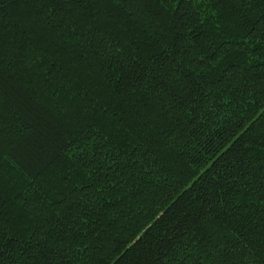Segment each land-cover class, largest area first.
<instances>
[{
	"label": "trees",
	"instance_id": "obj_1",
	"mask_svg": "<svg viewBox=\"0 0 264 264\" xmlns=\"http://www.w3.org/2000/svg\"><path fill=\"white\" fill-rule=\"evenodd\" d=\"M98 11L127 24V30L113 27L109 31L102 20L87 39L64 42L74 23ZM46 12L30 0H0V27L6 30L10 45L19 48L6 49L0 63V126L7 132L0 190V264H52L41 237L63 230L56 213L69 200L73 206L91 208L89 215L94 219L89 227L95 225L100 233L93 244L96 251L79 264H117L118 260L119 264H264V193L260 189L251 191V207L242 215L217 205L212 217L205 219L203 212L209 190L223 183L221 177L234 162L240 164L241 154L248 147L253 149L250 157L264 151V3L141 0L101 8L94 0H80L75 11L59 16L55 8ZM101 32L104 47L97 43ZM121 43L127 60L135 57L149 67L158 66L159 58L168 53L182 61L187 70L176 72L172 79L178 92L186 94L193 79L202 81L206 75L205 97L196 106L199 111L207 114L209 105L229 103L214 106V114L186 144L169 139L167 121L152 126L147 133L151 139L143 132H117L109 120L115 121L116 113L123 116L124 111L113 102L104 114L101 104L109 99L100 87V77L110 67L105 48L115 46L112 51L117 52ZM200 56L205 64L197 67ZM209 63L211 72L206 70ZM193 67L196 72L191 71ZM73 80L88 89L77 100L88 111L75 113L76 119L67 111L72 104L63 87L64 81ZM225 84L231 91H225ZM140 124L133 121L134 128ZM88 134L97 142L98 158L105 161L101 174L111 185L98 197L96 188L88 187L83 177H73L71 171L68 187L73 182L84 184L79 191L69 192L52 179L64 173L58 159L66 161L75 149L73 141ZM65 143L70 147L65 148ZM240 176L243 180V173ZM230 195L225 193V199ZM60 196L65 197L64 204ZM217 214L220 219L215 220ZM222 230L225 235H220ZM70 231L75 233L77 225ZM234 231L239 239L232 235ZM77 250L67 251V256ZM62 264H68L67 260ZM72 264L78 262L74 259Z\"/></svg>",
	"mask_w": 264,
	"mask_h": 264
},
{
	"label": "snow or ice",
	"instance_id": "obj_2",
	"mask_svg": "<svg viewBox=\"0 0 264 264\" xmlns=\"http://www.w3.org/2000/svg\"><path fill=\"white\" fill-rule=\"evenodd\" d=\"M25 2H29V0H25ZM30 2L38 4L41 8L48 9V12L55 8L57 16L66 10L75 11L80 4V0H30ZM94 2L102 8L109 4L139 3L141 0H94ZM239 2L242 5L250 6V0H239ZM260 2L264 3V0H260ZM49 5H51V8ZM48 12L45 15H48ZM102 20L109 25V31L113 27L124 31L127 30V24L118 21L116 17H105L98 11L96 15L74 23L70 35L63 38L64 42L66 44H76L81 38L87 39L89 33ZM131 21L135 23L136 17L132 16ZM80 23L84 24L82 31L80 30ZM5 33L6 30L0 27V63L3 61L6 49L11 47L17 51L19 50L18 46L10 45ZM97 43L104 47L105 33L101 32L100 40ZM107 43L111 45L110 38H108ZM151 43L152 41H149V44ZM113 47L115 46L105 48V53L109 54L110 67L107 70V75L100 77V87L103 89L104 95L109 99L108 104H101L104 114H108V108L113 102L118 103L124 111L123 116L116 113L117 119L115 121L109 120V123L113 124L117 129V132L120 130L125 133L143 132L147 139H151V137L147 136V133L151 131L152 126L157 121H167L171 124L169 139L174 144H181V142L186 144L190 139H195L200 129L204 127V121L209 120V117L214 114L212 112L214 106L224 107L229 103L228 100H223L220 105H209L207 114L199 111L196 106L205 97V84L208 80L206 75L202 77L203 82L193 79L188 86L186 94L178 92L172 83V79L176 72L186 71L187 69L182 61L174 59L173 54L168 53L164 57L159 58L158 66L149 67L136 61L135 57L132 60H127V49L122 43L119 45L117 52L112 51ZM105 53L97 52L102 57ZM213 59L216 58L213 57ZM169 61H172L171 67H168ZM189 63H191V60H189ZM203 64H205V58L200 56L196 60V65L198 67ZM212 68V64H207V72H211ZM191 71L196 72V67L191 68ZM169 72L172 73V76L168 75ZM200 72L204 73L205 69L201 68ZM176 82L179 83L178 78ZM73 86H75V90H73ZM63 87L69 93V101L72 107L67 111L73 114V119H76L75 113H86L88 111L87 107L78 105L77 100L84 98V93L88 90L87 87L78 80L64 81ZM181 87L183 88L184 85L181 84ZM224 89L225 91H231L227 84L224 85ZM207 90L211 92L213 88L209 87ZM215 91L219 94L221 90L217 88ZM92 99L95 100L94 97ZM251 103H255V101H251ZM261 105L262 110H264V101H261ZM136 120L141 122L139 128H134L133 126V121ZM6 134L5 127L0 126V190H2L4 182L3 161L7 158L3 154ZM109 135H113V133L110 132ZM73 143L75 144V149L67 156L66 161L63 157L58 159V163L64 168V173L59 177L54 176L52 178L53 184L59 183L61 187L68 188L69 192L79 191L80 188L84 187V184L77 185L73 182L72 187H68V172L71 171L73 177H83L88 187L96 188L97 197L102 196L111 185L108 178L101 174L105 161L98 158L97 142L92 134H88L82 136L79 142L73 141ZM141 143L144 144L145 141H141ZM64 147L69 148L70 145L65 143ZM252 151V147H248L239 157L240 164L237 165L234 162L233 167L226 170V174L221 177L223 183L209 190V199L205 200L203 208L205 219L212 217L213 213L216 212V208L213 205H217L224 211L232 209L237 216L242 215L246 209L251 207V200L249 199L251 191L258 188L264 193V151L260 155L250 157ZM240 173H243V180H241ZM243 181H247V184L244 185ZM238 184L241 187H237ZM225 193L231 194L228 199H225ZM127 195V192L123 193V197H127ZM64 201L65 197L60 196L61 204H64ZM90 211L91 208L87 206H73L72 201L69 200L67 206L56 213L57 220L63 230L41 237L47 244L45 250L48 252L47 258L52 264H58V261L62 264L65 259L68 264H72L74 259L79 264L82 257L96 251L93 244L99 238L100 233L95 225L89 227L90 220L94 219L89 215ZM84 217L89 218L84 219ZM214 219H220L219 214L215 215ZM73 224L77 225L75 233L70 231ZM53 227L55 228V224ZM225 234L224 230L220 232V235ZM232 235L239 239L238 231H234ZM142 242L143 237L138 243ZM71 249L78 250L75 251L74 256H67V251ZM117 264H119V260Z\"/></svg>",
	"mask_w": 264,
	"mask_h": 264
}]
</instances>
